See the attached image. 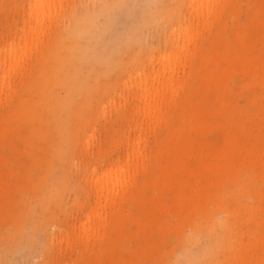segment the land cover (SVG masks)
<instances>
[{
  "label": "rangeland",
  "instance_id": "rangeland-1",
  "mask_svg": "<svg viewBox=\"0 0 264 264\" xmlns=\"http://www.w3.org/2000/svg\"><path fill=\"white\" fill-rule=\"evenodd\" d=\"M116 1L0 0V264H264V0Z\"/></svg>",
  "mask_w": 264,
  "mask_h": 264
},
{
  "label": "bare ground",
  "instance_id": "bare-ground-1",
  "mask_svg": "<svg viewBox=\"0 0 264 264\" xmlns=\"http://www.w3.org/2000/svg\"><path fill=\"white\" fill-rule=\"evenodd\" d=\"M132 1H134V0H132ZM152 0H145V2H144V4H142L141 6V8L139 9V13H138V19H137V21L135 22V24L136 23H138L139 21H141V22H143L144 24H148V26H152V28H153V24L152 23H150L149 22V20H147V18L148 17H141V16H143L144 14L146 15V16H150L149 15V13H148V11H147V9L149 8V6H148V4L151 2ZM158 1H160V4H158L157 5V7H158V9L160 10V11H162L160 14H158V13H156L155 11H157L156 9H153V10H151L156 16L155 17H160L161 15L162 16H164L163 15V13L164 14H166V16H164V18L166 19V21L167 22H172L173 23V21H175V22H178V21H182V23H183V25L184 26H186V23L188 22V20H189V22H190V20L192 19V18H194V20H195V22H196V27L200 24V19L202 18V16H203V11H204V5L206 4V1H208V0H190V3H189V6H187V8L188 9H186L187 10V16L183 13V14H181V17H172L171 16V14H170V11H171V9H172V7L173 6H175V1L174 0H158ZM181 0H178V3L180 2ZM213 1V0H212ZM127 2H128V0H118V1H116L115 3H113V4H111L110 6H107V7H109V8H107V9H104V11H102V12H99L98 14H97V16L95 17V18H99V17H104L105 16V14H107V18L109 19L110 18V14L112 13V11H114V10H122V8H125V6H126V4H127ZM133 5V4H132ZM133 7V6H132ZM138 10V9H137ZM136 10V11H137ZM130 11V10H129ZM185 12V11H184ZM131 13V12H130ZM144 15V16H145ZM189 16V17H188ZM169 17V18H168ZM150 18H152V17H150ZM193 24V23H192ZM178 25H179V23H178ZM177 25V27H176V29L175 28H173V30L171 31V35L170 36H174V35H176L178 32H181V30L180 29H182V27L179 25L178 26ZM190 25V24H189ZM78 26V24H76L75 25V28ZM155 26V28L156 29H159L160 27H161V24H156V25H154ZM189 29V26H186L185 28H184V30L186 31V30H188ZM174 30H176V31H178L176 34L174 33ZM135 31V25L132 27V28H130L129 27V30L126 32L127 34L126 35H128V39L132 36V35H129V34H131V33H133ZM75 35V34H74ZM179 34H177V36H178ZM180 36V35H179ZM178 36V37H179ZM183 38V37H182ZM179 39V38H178ZM137 40H139V37L137 38ZM180 40V39H179ZM169 44H173L174 42H177L178 40H176V39H174V38H172V41H171V37H170V39H169ZM187 42V41H186ZM184 43H185V40H183V46L181 47V48H183L185 45H184ZM155 44V43H154ZM113 45H117V43L116 44H114L113 43ZM181 46V45H180ZM177 47V46H176ZM110 49L111 50H114L115 49V47H112V46H110ZM171 49V48H170ZM177 49V48H176ZM111 50H109L110 52H115V51H111ZM129 55H131L132 53H128ZM104 58H106V57H104ZM115 58V57H114ZM109 61V60H108ZM138 61H136V63H134V66L135 67H137V65L139 64V63H137ZM111 63V62H110ZM145 63V62H144ZM149 65H151L150 64V62H149ZM152 65H154V64H152ZM151 65V66H152ZM112 67H113V65H112ZM115 67H117V68H119V66H118V64H115ZM150 67V66H149ZM131 69H133V68H131ZM136 72H138V71H136ZM131 74V73H130ZM139 76V75H138ZM129 77V76H128ZM153 79H155V76L153 77ZM212 161H213V166H211V171L213 172V173H215V171H216V169H219L220 168V164H219V162H218V160H217V158L216 157H213L212 158ZM229 164V162L227 163V165ZM226 172L227 173H230V170H229V168L227 167V169H226ZM115 174H116V172H111V173H109L108 174V180L110 181V179L111 180H114L115 179ZM101 179H102V177H99L98 179H97V181L98 180H100L101 181ZM113 184H115V183H113ZM101 189H102V191H107V193H109V191H110V183H103L102 185H101Z\"/></svg>",
  "mask_w": 264,
  "mask_h": 264
}]
</instances>
